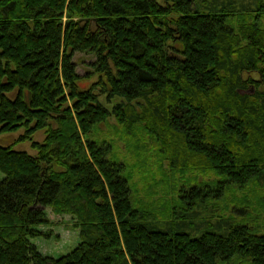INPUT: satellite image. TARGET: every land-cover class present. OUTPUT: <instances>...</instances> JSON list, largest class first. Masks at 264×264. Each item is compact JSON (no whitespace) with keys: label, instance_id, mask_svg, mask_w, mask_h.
Returning a JSON list of instances; mask_svg holds the SVG:
<instances>
[{"label":"trees","instance_id":"16d2710c","mask_svg":"<svg viewBox=\"0 0 264 264\" xmlns=\"http://www.w3.org/2000/svg\"><path fill=\"white\" fill-rule=\"evenodd\" d=\"M238 2L0 0V135L25 128L0 141V264H264V0ZM111 117L154 147L161 214L100 134ZM235 189L236 215L205 210ZM49 208L79 229L59 258L32 242Z\"/></svg>","mask_w":264,"mask_h":264},{"label":"rangeland","instance_id":"374dc122","mask_svg":"<svg viewBox=\"0 0 264 264\" xmlns=\"http://www.w3.org/2000/svg\"><path fill=\"white\" fill-rule=\"evenodd\" d=\"M212 1V0H211ZM238 7H250V6H256L257 0H238ZM264 22V15L262 18ZM74 62L77 66V72L81 76H86L91 70L92 66H90V63L95 61V56L92 54H86L83 52H78L74 54ZM93 79V78H92ZM89 78L85 77L82 81V85L84 87H87L89 84ZM124 126L117 122V120L114 117H111L107 120V122L104 123L101 127V135L103 138L107 137L108 140L113 141V150L118 154L119 158H122L125 162H127V165L134 170L133 175L131 177V180L133 182L134 192L136 193V197L140 202H143L144 204L156 206L157 205V212L161 214V211L164 210L166 207L163 206L161 203L159 204V201H162L164 198V191L162 187H156V182L161 180V175L159 172V165H158V159H156V156H154V147L152 148V145L150 143V140L145 137L142 141L138 144L134 143L140 148H143L144 151L140 152L139 154L133 149H131L130 145H125V143L121 140V137L125 136ZM25 131V128L11 133V136L6 135H0V141L2 143L12 144L15 140H17V137ZM44 131L39 130L35 132L33 138L35 140L42 141L45 137H43ZM142 135L139 131V135ZM139 135L137 137H139ZM146 144L144 146L143 144ZM20 145V146H19ZM16 149L21 148L22 150L26 149L32 153H35V151L31 150L30 144L28 142L18 145H15ZM158 157V156H157ZM145 160V163H143V160ZM139 165H143V167H138ZM163 167L167 166V163L165 160H163L162 163ZM196 176V174H193L189 172L186 176ZM6 177V174L3 172H0V182L2 179ZM205 178V177H204ZM207 179V178H206ZM243 195L241 191L234 190V192H227L223 198L217 203L212 204L211 202L207 204V211L211 214V209L216 212V214H222L223 216H234L236 215V212L234 211L235 205L237 207H240L239 201L238 204L235 202V198H240ZM166 199H169L166 197ZM234 201V202H233ZM168 202L167 200L164 201V203ZM156 203V204H155ZM158 203V204H157ZM254 212V211H253ZM208 214V212H206ZM255 215H252L249 217H246L249 221L254 222V220L258 219L259 216L257 212H254ZM47 216L49 219H51L50 226L44 227V230L51 229L52 234L49 238L45 237H39L32 239V242L35 243L38 246L39 251H41L43 254L59 258L63 256L64 254H68L74 248L79 244V229L72 226V221L70 216H58L55 215L51 209L49 208L47 210ZM188 232L191 231L189 227L187 226L185 228ZM194 234H197L194 232Z\"/></svg>","mask_w":264,"mask_h":264}]
</instances>
